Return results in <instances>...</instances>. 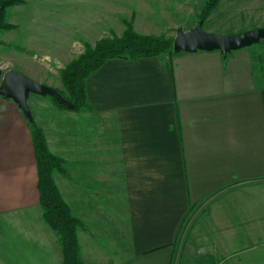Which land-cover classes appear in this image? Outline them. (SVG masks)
<instances>
[{
	"label": "crops",
	"instance_id": "0c3cea01",
	"mask_svg": "<svg viewBox=\"0 0 264 264\" xmlns=\"http://www.w3.org/2000/svg\"><path fill=\"white\" fill-rule=\"evenodd\" d=\"M118 13L86 17L96 29L83 27L84 42L120 36ZM169 61L109 59L86 80L89 110L48 102L34 117L64 163L53 179L82 223L81 260L264 264V39L226 57L179 52ZM37 183L28 121L0 96V264L61 263Z\"/></svg>",
	"mask_w": 264,
	"mask_h": 264
},
{
	"label": "rangeland",
	"instance_id": "374dc122",
	"mask_svg": "<svg viewBox=\"0 0 264 264\" xmlns=\"http://www.w3.org/2000/svg\"><path fill=\"white\" fill-rule=\"evenodd\" d=\"M110 2L25 0L24 5L7 9L5 24L10 28L0 30L1 72L13 69L45 86L62 91L60 70L77 58L84 51L85 45H94L86 44L81 38L84 26L87 34L96 29L92 21L84 20L86 17L96 20L102 13L116 14L119 11L118 17L114 14L113 17L120 22L125 18L133 26V19H136L137 28L133 27L135 32L173 38L177 29L186 31L200 22L198 14L204 0L112 1L118 2L117 5H111ZM263 25L264 0H220L218 7L204 20L202 28L207 32L232 34ZM112 36L109 32L106 37ZM35 96L30 94L27 100L30 111H33V120L34 117L39 118L38 112H41L42 107L50 106L48 102L53 104L48 96L43 97L47 101H41ZM88 194L92 195L95 205H100L106 212L111 211L106 205L107 201L99 197L100 194L97 196V193L90 190Z\"/></svg>",
	"mask_w": 264,
	"mask_h": 264
},
{
	"label": "trees",
	"instance_id": "16d2710c",
	"mask_svg": "<svg viewBox=\"0 0 264 264\" xmlns=\"http://www.w3.org/2000/svg\"><path fill=\"white\" fill-rule=\"evenodd\" d=\"M219 2L220 0H204L198 14L202 24L218 7ZM24 4L25 0H0V30L10 28L5 24L7 9ZM123 23L125 30L120 36L102 38L92 47L85 45L84 51L60 70L59 79L63 90L59 93L65 100L72 103L73 107L66 108L50 98L54 105L64 110H89L86 80L109 59L137 60L144 57H162L169 65L171 56L176 54L172 50L173 38H167L164 35H141L135 32L131 21L123 20ZM252 58L258 61L259 55L253 53ZM28 124L31 129L32 147L37 166V189L42 219L58 236L62 255L60 264H84L79 254L77 237V231L82 227V223L71 214L53 179L54 173H63V160L50 151L43 132L34 120L28 121ZM171 264H177V261L173 260Z\"/></svg>",
	"mask_w": 264,
	"mask_h": 264
},
{
	"label": "water",
	"instance_id": "95a60500",
	"mask_svg": "<svg viewBox=\"0 0 264 264\" xmlns=\"http://www.w3.org/2000/svg\"><path fill=\"white\" fill-rule=\"evenodd\" d=\"M264 39V25L247 31L218 34L204 31L202 22L189 30L177 29L172 40V50L175 53H195L197 51H218L226 57L232 51L251 47ZM30 94L40 97H50L57 104L71 109L72 103L65 100L58 90L45 86L13 69L4 73L0 70V96L11 100L22 112L27 121L33 117L27 100Z\"/></svg>",
	"mask_w": 264,
	"mask_h": 264
}]
</instances>
